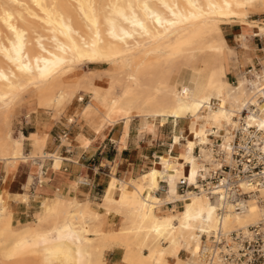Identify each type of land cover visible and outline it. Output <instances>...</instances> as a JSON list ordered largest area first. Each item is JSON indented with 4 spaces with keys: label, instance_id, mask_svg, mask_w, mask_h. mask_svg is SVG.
<instances>
[{
    "label": "bare ground",
    "instance_id": "bare-ground-1",
    "mask_svg": "<svg viewBox=\"0 0 264 264\" xmlns=\"http://www.w3.org/2000/svg\"><path fill=\"white\" fill-rule=\"evenodd\" d=\"M258 1L264 2L3 0L0 3V116L25 93L45 99L49 110L59 116H66L72 108L67 120L75 123L78 130L73 137L69 133L62 135L61 144L71 146L75 141L80 147L92 145L93 138L87 131L102 138L118 123L123 131L120 143L125 145L127 125L135 117L152 121L154 129L171 121V152L181 140L187 144L186 151L175 161L169 152L158 155L160 162L143 177L150 179V190L155 191L163 172L157 167L160 165L164 173H178L186 176L189 183H197L202 170L207 169L205 160L212 156L209 134L221 137L222 145L230 149L228 141L233 134L228 125L238 126L246 108L250 111L248 121L264 128V66L253 67L246 75L239 73L236 83L232 82L225 63L226 44L218 32L222 19L236 16L244 5ZM254 27L243 26L244 39L264 34V27ZM206 35L209 39L199 45ZM204 51L211 52L213 57L202 68L205 74L196 76L197 81L192 82L194 91L183 81L181 67L189 63L196 72L195 63ZM165 54L173 56L168 67L161 60ZM84 62L106 63L108 68L104 69V75L97 73V79L82 74L71 78ZM81 92L88 100L72 107ZM83 99L79 97L78 101ZM180 119L185 122L178 133ZM9 133L6 135L12 141ZM48 138L46 127L41 125L33 135L32 144L40 151L41 158L50 159L54 168L60 169L64 160L72 159L63 157L59 148L47 151ZM13 145L12 155H22L23 136L14 140ZM199 145L202 149L194 156ZM201 157L203 163L199 162ZM107 181L102 207L112 209L116 204L117 211L124 208L136 235L150 245L156 264H179V252L185 254L182 257L186 264H229L218 255L217 241L222 236L230 239L235 229H247L260 222L264 214L261 202L264 187L256 190L245 182L243 188L255 192L242 211L234 209L220 186L218 194L213 196L205 191L189 192L182 199V210L161 220L145 213V187L119 183L115 178ZM160 203L161 199L155 195L150 205L158 207ZM0 212V236L8 241L7 256L14 255L26 243L35 245L49 239H55L56 244L44 251L47 255H57L68 264L74 253L83 255L81 234L88 232L86 226L66 219L58 223L49 237L38 230L15 232L2 217L5 206ZM164 243L168 244L166 248L162 246Z\"/></svg>",
    "mask_w": 264,
    "mask_h": 264
},
{
    "label": "rangeland",
    "instance_id": "rangeland-1",
    "mask_svg": "<svg viewBox=\"0 0 264 264\" xmlns=\"http://www.w3.org/2000/svg\"><path fill=\"white\" fill-rule=\"evenodd\" d=\"M2 1L3 0H0V3ZM219 24L218 32L226 44L225 63L227 73L232 82L236 83V78L239 73L246 75L249 69H253V67L260 69L261 65L264 66V56L257 59V61L251 59V65H243L241 58L239 57V51L235 47L237 46V43L233 41L234 34L241 30V47H248V40L251 37H254L256 42L260 44V47H263L261 48V51L264 54V34L249 35L246 39H244L245 37L243 36V26L246 24H249V26L251 25L254 29H256L254 26L259 25L260 27H264L263 1H258L252 5H244L236 16L222 19ZM36 29L40 28L36 27ZM208 39L209 36H204L202 41L199 40V42L202 43L199 45L202 46L203 42ZM196 53H198V51H196ZM212 57L213 56H211V52L209 51L201 53L195 63L196 68L198 69L196 72H193L190 69L189 63L182 65V79L191 90H196V87L192 84V82L197 81L198 78L196 76L205 74L202 68L205 63L209 64V62H211ZM172 58L173 56L169 54H165L164 57L162 56L161 60H163V65L167 67L170 66ZM105 68H108L106 63L84 62L79 68H77L75 74H73V77L71 78L75 79L77 75L82 74L86 75L87 78L97 79V73L104 75L103 73ZM35 97L36 96H34L33 93H25L14 101L12 105H10L5 115L0 116V198L3 199L0 205V210L2 206H5V213L2 217L10 222V227L15 232L22 230H26L27 232L38 230L47 237L52 235L59 222L66 219L77 223V225L81 224L86 226L88 232L85 235L83 233L81 234V238L84 242L83 255L80 257L74 253L69 264H156L155 257L150 253V245L145 244L142 238L136 235L135 229L130 226L129 215L124 211V208L117 211L116 209L118 205L116 204L112 205V209L103 208L102 206L105 199L104 190L106 189L105 186L108 182L107 180L115 178L119 181V183L124 182L132 186L141 185L145 187V213L148 215L150 214L157 219L164 220L168 216L177 214L182 210V199L189 192H192L187 191L185 193H180L181 191H178L177 182L182 175L178 173L172 174L171 172L164 173L162 166L157 165L159 170L163 172L157 180L158 185L156 186L155 191L150 190V179L148 177H143L145 174H148L152 168H155L157 163L160 162L157 158L158 155L169 152L172 160L175 161L179 158L180 154L185 153L187 144L183 140L179 143L180 148L178 145V148L171 152V145L173 141L172 122L169 121L165 124V126L163 125L158 127V129L160 128V132L164 133L166 136L165 139L167 140V144L163 145L165 148L164 151H160L155 153V155H152V160L149 161V164L146 165L144 169L136 171L132 174L125 175L124 171L119 170V158L114 159L112 162L104 158L100 150L94 154H88L86 151V165L97 172L96 180H93L83 174L75 178L72 177L70 178V189H76L77 191L80 184L86 185L83 183L90 181V185H93L96 190V199L91 197L81 199L76 194L70 195L68 192H65L60 185H58L52 196L41 197L38 200L39 193L44 188V181L49 182L51 179L49 175L51 172H61L62 170L68 172L70 170V163L66 164L67 167L69 166L68 170L62 168L65 160L61 164L60 169H56L54 168L53 161L48 158L43 159L40 157V151L32 144L33 135L38 127L44 125L49 134L48 144L46 147L47 151H55L59 148L63 157H68L74 162L76 159L73 158V156H70L72 153L71 151L76 148L87 150L91 147V145L89 144L88 146L80 147L75 141L71 144V146H67V144L62 145L61 136L63 135L64 130L68 131L72 137L78 130V126L75 123H68L67 120V117L71 115L70 112L72 111V108L68 110L66 116H59L49 110L45 99ZM79 97H84V99L78 101ZM87 100L88 96L84 95L83 92L78 93L74 99L72 107L78 103H84ZM186 110L189 115V107ZM236 119H238V117H236ZM131 121L127 125V137L129 136L131 124H133V127H137V125L140 124L141 128H145L146 130L151 129L149 131L154 132V134L157 131V128L154 129L152 127V121L144 122V120L139 117H135ZM184 122L185 119L179 120L176 132L180 133ZM72 126H74V128ZM114 126H112L114 128L111 127L107 130L106 134H108V138H104L105 136H103L99 139L98 144H100V141H102L103 138L109 140V137L113 136L114 143L117 144L118 151L120 152L127 146V140L125 145L120 143V137L123 132L121 131L122 124L118 123ZM120 131L121 135L119 136ZM7 132H10L9 134L12 136V141L11 139L9 140L8 135H6ZM21 136H23L25 143L24 150L22 155L15 157L12 155L14 151L13 142ZM208 137L211 141L217 139V136L213 135ZM201 146L202 145H199V147L195 149L194 156L196 153L199 155L200 149H202ZM113 147L114 145L111 144L109 152L114 151ZM203 147L205 148V146ZM203 159V157L199 158V162L203 163ZM98 167H100V169H98ZM11 178L13 181L12 187L10 186ZM162 178L167 180H165V190L158 191L162 185ZM155 195H157V198L161 199V203L159 204L161 206L156 207L155 205L152 207L150 205L153 200V196ZM162 198H164V200H162ZM169 199L171 200L169 201ZM15 206H17L18 209L17 213L14 210ZM55 210L57 211L55 212ZM0 214L2 213L0 212ZM175 225H177V223H175ZM127 226L129 228H127ZM24 235L25 234H22V236ZM134 235L135 237H133ZM0 237V264H68L66 259L60 260L57 258V255H47V249L52 248L56 244L55 239H49L46 243H38L35 245L26 243V245L22 249H18L14 255L7 256L5 254V249L9 247L7 245L8 241L6 238L4 239L3 236ZM117 246L123 248L122 262L111 263L110 256L106 253V251L107 249H112ZM162 246L166 248L168 244L164 243ZM178 255L180 256L179 264H186V260L182 257L185 256V254L183 252H179ZM55 258L57 259L56 261Z\"/></svg>",
    "mask_w": 264,
    "mask_h": 264
},
{
    "label": "built area",
    "instance_id": "built-area-1",
    "mask_svg": "<svg viewBox=\"0 0 264 264\" xmlns=\"http://www.w3.org/2000/svg\"><path fill=\"white\" fill-rule=\"evenodd\" d=\"M249 112L248 108L242 111L238 126L228 125L233 134L228 141L230 149L222 145L221 137L208 135L217 136L218 140L209 143L213 150L211 159L205 160L207 169L202 170L197 183H189L186 176L180 177L177 185L181 193L205 191L213 196L218 194L221 186L234 209L242 211L247 206L248 198L255 192V189H244L242 182L256 190L264 187V128L248 121ZM67 134L68 131L64 130L63 135ZM161 183L158 191L165 190L166 181L162 180ZM261 202L264 206V195ZM216 246L220 258L229 264H264V214L260 222L249 225L247 229L233 230L230 239L222 236Z\"/></svg>",
    "mask_w": 264,
    "mask_h": 264
},
{
    "label": "crops",
    "instance_id": "crops-1",
    "mask_svg": "<svg viewBox=\"0 0 264 264\" xmlns=\"http://www.w3.org/2000/svg\"><path fill=\"white\" fill-rule=\"evenodd\" d=\"M241 33V30L237 31L233 36V41L237 43V46L235 47L239 51V57L241 58L242 64L251 65L250 58L254 61H257V59H260L264 56L263 52L261 51V48L263 47H260V44L256 42L254 37H251L248 40L247 48L241 47ZM159 129L157 128V131L154 134L153 132L146 130L145 128H141L140 124L137 125V127H133V124H131L129 136L127 137V146L124 147L120 152L118 151L117 144L114 143L113 136L109 137V140L104 139L108 138V134H106L102 141H100V144H98L100 138L95 137L92 132L87 131V133L93 138L91 147L87 150L76 148L75 150L71 151L72 153L70 156H73L76 161L74 162L65 160L62 166L63 169L68 170L69 166L67 167L66 164L70 163V170L68 172H65L63 170L61 172H51L49 174L51 179L49 182L44 181V188L40 191L38 200L41 197L52 196L58 185H60V187L70 195L76 194L81 199H84L86 197L96 199V190L93 185L80 184V187L77 191L70 189V178L72 177L75 178L83 174L93 180H96L97 172L86 165V151L88 154H94L98 150H100L103 157L112 162L114 159L119 158V170L124 171L125 175L132 174L136 171L144 169V167L149 164V161L152 160V155H155V153H158L160 151H164L165 148L163 147V145L167 144V140L165 139L166 136L164 135V133L160 132ZM121 131L119 133V136L121 135ZM111 144L114 145L113 152H109ZM61 151L63 152L62 149ZM10 186H13L12 178L10 181ZM14 210L16 213L18 212L17 206L14 207ZM106 253L110 256L111 263L122 262V247L117 246L112 249H107Z\"/></svg>",
    "mask_w": 264,
    "mask_h": 264
}]
</instances>
